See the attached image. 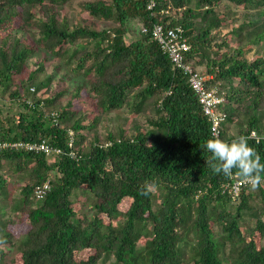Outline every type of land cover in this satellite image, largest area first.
Instances as JSON below:
<instances>
[{"label":"trees","instance_id":"obj_1","mask_svg":"<svg viewBox=\"0 0 264 264\" xmlns=\"http://www.w3.org/2000/svg\"><path fill=\"white\" fill-rule=\"evenodd\" d=\"M70 2L0 0V142L60 149L0 152V264L14 248L21 264H264V185L224 190L231 177L206 165L214 136L187 72L140 30L183 29L184 61L223 97L219 137L249 136L264 163V53L246 56L264 42V0H158L152 16L146 0H84L88 19L63 14ZM233 35L246 39L226 53Z\"/></svg>","mask_w":264,"mask_h":264},{"label":"built area","instance_id":"obj_2","mask_svg":"<svg viewBox=\"0 0 264 264\" xmlns=\"http://www.w3.org/2000/svg\"><path fill=\"white\" fill-rule=\"evenodd\" d=\"M158 0H146V9L150 15L155 14ZM161 13H166L167 9H160ZM140 30L143 33H149L151 38L162 48L170 58L173 66L183 69L188 74L189 84L198 98L203 113L207 116L210 122V134L214 137L219 136L220 122L224 118V113L219 109V104L223 101V97L216 92L215 87L207 88L205 82L212 76H203L197 68L184 61V52L188 50L189 44L183 34V29L180 26H166L162 23L154 22L150 27L142 26ZM33 88L30 87V90ZM52 114V113H51ZM71 134V132H69ZM250 136L256 140L260 139L254 131L250 132ZM264 139V135H262ZM72 139L69 140L71 145ZM20 149L31 152H43L46 156L60 152V149L50 146L45 140L29 141V140H12L1 141L0 152L4 149ZM73 154V153H71ZM245 185L240 177L232 176L224 185L226 190L232 197L236 196L240 188ZM50 188L49 180H45L41 184L35 185L33 195L36 199H42Z\"/></svg>","mask_w":264,"mask_h":264},{"label":"clouds","instance_id":"obj_3","mask_svg":"<svg viewBox=\"0 0 264 264\" xmlns=\"http://www.w3.org/2000/svg\"><path fill=\"white\" fill-rule=\"evenodd\" d=\"M249 136L238 135L231 141L219 136L208 139L205 149L210 154L206 165L216 174L230 178L234 174L252 190L264 185V163L258 151L250 146ZM142 194L148 195L147 191Z\"/></svg>","mask_w":264,"mask_h":264},{"label":"rangeland","instance_id":"obj_4","mask_svg":"<svg viewBox=\"0 0 264 264\" xmlns=\"http://www.w3.org/2000/svg\"><path fill=\"white\" fill-rule=\"evenodd\" d=\"M82 1H84V0H74V2H70V3L63 4L61 6V12L63 14H65V15H67L68 17H71V18L74 17V18H85V19H88L89 18L88 14L86 13L85 10L81 9V7H80ZM220 8L221 7H219V9ZM217 9H218V7H217ZM222 18H224V16H222ZM224 20L226 21L227 19L225 18ZM103 23H104V21L101 20V21H99L98 25L101 26V24H103ZM233 25H235V26L238 25V22L233 21L231 23H228L227 26H225L223 28L224 31L229 32L230 29L233 28ZM255 30H256L255 28L252 29V30H251V28H249L247 31L245 30V32L244 31L243 32H244V34L246 36H249V32L255 31ZM246 36L241 37V38H236L234 35L231 36L230 40H228V45H229L228 48H223V49H225L226 53H230L233 48L238 47V45H239L238 40L240 42H244L245 39H246ZM254 51H258V52L261 51L260 53H264V42L260 43L259 46L253 45L251 47V49L248 52H246V56H248V58H252L255 55V52ZM56 63H57V60H55L54 57H52V59L49 60V62L47 63V65L45 67L47 68L48 71H50L52 69V66L54 64H56ZM197 69L199 70V72H201V70L203 69V67H198ZM207 75H209V74H203V76H205V77ZM82 92H85V91H82ZM42 94H43V96H45V92H43ZM4 104H5L4 105L5 107H3V113L6 116L9 112L11 113L12 110H10V109H8L9 111L6 110V107H8L7 101H5ZM5 111H7V112H5ZM10 113H9V115H10ZM122 114H123V112L121 110L111 111L108 115L110 117L111 116L112 117L111 118L110 117L108 118V115L106 116V121H107L106 123L108 124V126L110 128L111 127H114L120 121H122L124 119ZM260 114L262 116H264V113H260ZM142 119H143V117H141V116L138 117V120L139 121L142 120ZM102 131H103V129H102ZM11 179H12L11 181L14 180L13 177ZM127 201L128 200L126 199L125 202H122L120 204V207L121 208H125ZM83 202H84V198L79 195L77 197V199H76V203L74 204V206H75V208H80L81 211L88 213L89 212L88 211V207H87V205L82 204ZM246 221H247V223H249L250 222V219L247 218ZM242 224H244V223H242ZM10 228L13 231L14 235H16L18 233L24 232L27 229V225L24 222H21V223L15 224L13 226H10ZM134 238H135V240H136V242L138 244H148L149 241H150L149 238L142 237L139 234L134 235ZM1 248L3 250H7L6 246H2ZM11 257L13 258L12 264H21L20 252L18 250H16L15 248L10 250V253L8 254V256H6V259H9Z\"/></svg>","mask_w":264,"mask_h":264}]
</instances>
